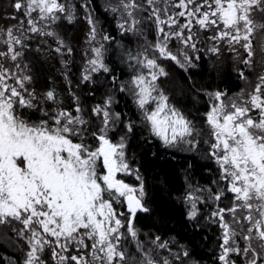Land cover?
Here are the masks:
<instances>
[{"label":"snow or ice","instance_id":"snow-or-ice-1","mask_svg":"<svg viewBox=\"0 0 264 264\" xmlns=\"http://www.w3.org/2000/svg\"><path fill=\"white\" fill-rule=\"evenodd\" d=\"M11 6L17 13L22 11L24 19L10 16L18 19V24L0 28V42L7 46L6 51H0V225L11 226L27 240L24 264H171L166 258L137 260L126 246L125 233L136 241L137 251H143L133 220L138 211L147 208L142 202L143 183L136 188L118 178L120 173L131 175L132 170L125 159L124 137L115 143L108 135L119 120V114L107 110L110 101L92 109L94 115L102 116V125L94 128L79 114L61 109L49 112L41 107L34 90L26 86L31 77L5 66L11 60L19 70L17 61L22 53L15 46H24L25 31L54 35L43 33L38 24L55 22L60 18L57 14L65 13L68 7L61 0H13ZM110 7L113 12H121L123 22L119 27L132 32L140 31L137 26L141 19L136 14L147 12L145 19L155 25L158 34L152 47L160 57L178 64L181 62L169 43L174 39L196 50L201 30L212 31V41H227L230 47L240 45L247 53L241 62L249 67L256 36L264 60V0H144V4L118 0ZM86 19L95 39L91 15ZM25 21L30 26L26 30ZM102 47L93 49L96 58L89 61L92 71H108L101 59ZM209 50L216 53L219 48ZM182 55L190 64L187 53ZM135 59L143 67L158 69L149 73L150 80L139 74L131 81L132 93L152 133L166 146L187 143L195 147L188 139L194 131L191 122L169 106L162 92L152 95L157 91L154 81L167 73L156 58ZM240 77L247 79L243 72ZM257 80L251 91L242 90L236 97L225 99L226 94L220 91L209 94L213 103L206 113V123L211 139L205 142L209 143L210 158L218 165L219 179L213 181L218 190L194 188L186 196L191 204L190 218H195L197 203L202 199L221 201L231 194L230 207L212 212L222 230L221 264H236L233 254L243 256L244 264H258V260L264 264V74ZM44 99L55 101L54 92L48 91ZM150 102L155 103L151 110L146 108ZM28 111H39L43 118L32 120ZM75 112H81L78 105ZM127 131H132L131 125ZM136 179H141L139 174ZM117 205L125 211H118ZM238 237L245 246H240ZM159 239L156 237V241ZM158 247L167 245L160 243ZM175 259L179 260V255Z\"/></svg>","mask_w":264,"mask_h":264},{"label":"trees","instance_id":"trees-1","mask_svg":"<svg viewBox=\"0 0 264 264\" xmlns=\"http://www.w3.org/2000/svg\"><path fill=\"white\" fill-rule=\"evenodd\" d=\"M61 1L66 2L68 11L59 14L60 18L55 22H49L48 31L54 35L25 31L24 46H15L22 53L17 61L20 69H15L16 62L11 60L5 66L11 67L18 75L31 77L26 86L29 91L34 90L41 100V107L49 112L61 109L73 115L79 114L94 128L102 125V116L94 115L92 109L97 105L104 107L106 101L113 100V112L119 114V120L108 135L113 142H118L121 136L125 138L128 158L143 183L142 202L147 208V211H138L133 220L137 239L144 246L142 252L137 251L136 241L125 233L130 254L135 253L137 260L140 257L157 261L166 258L171 264H221L218 257L221 254L222 230L212 212L218 207H230L233 202L231 194L221 201L202 199L197 203L195 218H190L191 204L186 196L194 188L218 190L213 183L219 179L218 165L214 158H210L209 143L205 142L211 139L206 123V113L213 103L209 94L220 91L226 94V99L236 97L246 88L247 82L250 85L258 82L257 77L264 74V60L261 57V66L252 70L254 57L250 67L243 64L241 61L247 53L240 45L230 47L227 41H212L209 37L214 33L201 30L198 32L196 50L190 48L187 51L190 64L179 53L176 40L170 42L172 53L184 65L181 67V64L161 58L152 51L158 34L155 25L145 19L147 12L136 14L141 19V24L137 26L140 31L132 32L119 27L123 22L121 12H113L110 7L116 5L118 0L114 4L104 0ZM138 2L144 4V0ZM12 3L13 0H0L2 29L18 24V19H9L10 16L24 19L23 12L17 13ZM144 6L148 7L146 4ZM88 15H91L96 28L98 47L103 45L101 58L108 71H92V66H86L89 52L86 39L91 29L86 19ZM28 27L25 21L24 29ZM38 27L41 28V25L38 24ZM105 36L109 39L105 40ZM213 46L218 47L219 51L211 52L209 49ZM6 49L7 46L0 42V51ZM135 57L140 60L156 58L159 67L167 73L156 80L158 92L167 96L169 106L191 122L194 131L189 139L193 140L195 147L190 145L189 150L169 148L143 122L134 99L128 95L127 84L136 75L147 77L152 71L158 72V69L143 67ZM240 72L247 79H242ZM85 75L89 79L85 80ZM48 91L54 92L55 101L44 99ZM77 105L81 108L80 113L75 112ZM27 115L37 121L43 118L39 111H28ZM129 125L131 132L127 131ZM127 181L137 183L129 178ZM116 207L118 211H125L119 205ZM14 226L22 227L19 224ZM156 237L160 239L156 241ZM237 240L241 247L245 246V241L239 237ZM160 243L167 247H158ZM27 251L25 238L18 236L11 226L0 225V264H24ZM184 252L188 255L184 256ZM177 255L179 260L175 259ZM232 259L236 264H244L245 258L233 254ZM49 264L53 262L49 261Z\"/></svg>","mask_w":264,"mask_h":264},{"label":"rangeland","instance_id":"rangeland-1","mask_svg":"<svg viewBox=\"0 0 264 264\" xmlns=\"http://www.w3.org/2000/svg\"><path fill=\"white\" fill-rule=\"evenodd\" d=\"M104 1H107V2H110L111 4H114L117 0H104ZM62 2V1H61ZM63 3H66V2H63ZM177 11H179L178 9H177ZM59 14H61V13H58L57 15L59 16ZM33 15L35 16V13H33ZM50 22V21H49ZM49 22H41L40 23V25H41V28H43V29H45V31L46 32H50V31H48V27L50 26L49 25ZM50 23H52V22H50ZM91 27H92V25H90ZM126 27H128V25L126 24ZM257 41H258V37H256V36H254L253 37V44H254V46H255V54H254V58H253V62H254V66H251L252 67V70L253 69H255L256 68V66H261V64H260V59H261V54H260V52H259V49H258V47H257ZM175 43L177 44V46L179 47V53H187V51H190V48H185V46L183 45V44H181V43H179L178 41H175ZM170 44V43H169ZM172 44V43H171ZM86 46L88 47V49H89V52L87 53V55H86V57H87V65L86 66H92L90 63H89V61L91 60V59H95L96 58V55H95V52L93 51V49L94 48H97L98 47V40L96 39V34H95V39H92V37H91V34H90V31H89V33H88V38L86 39ZM177 49V48H176ZM171 50V49H170ZM152 51L153 52H156V53H158L154 48L152 49ZM178 51V50H177ZM174 53V52H173ZM159 54V53H158ZM161 58H163V57H161ZM102 59V58H101ZM258 61H259V63H258ZM263 64V63H262ZM147 78L150 80L151 79V76L149 75V76H147ZM256 83V82H255ZM154 84H155V86H156V81H154ZM128 86H127V92H128V95L131 97V98H133L134 99V102H135V104H136V107H137V110H138V112H139V114L141 115V118H142V120H143V122L147 125V126H149V128H150V130H151V126H150V124L147 122V121H145L144 120V110L143 109H141L140 107H139V105H138V102H137V97H135L134 95H133V93H132V88H131V82H129L128 84H127ZM254 86V84L252 85H250V83L249 82H247L246 83V88L243 90L244 92H249V91H251V89H252V87ZM156 89H157V91L156 92H153V96H157V94L159 93L158 92V88H157V86H156ZM241 94V93H240ZM240 94H237L236 96H238V95H240ZM226 99V98H225ZM112 106H113V100L108 104V108H107V110L110 112V114H113V115H115L114 114V112H113V108H112ZM155 107V103L154 102H150L148 105H146V108H148L149 110H151V109H153ZM118 121H116V123H117ZM115 123V124H116ZM115 127V126H114ZM114 127L111 129V130H113L114 129ZM152 132V131H151ZM122 137V136H121ZM159 138V137H158ZM160 139V138H159ZM189 139V138H188ZM161 140V139H160ZM162 141V140H161ZM120 142V139H119V141L118 142H115V143H119ZM163 142V141H162ZM124 143H125V145H126V147H125V149H124V152H125V159H126V161L128 162V164H129V167H130V169L132 170V174L131 175H128V174H124V173H120V174H118V178L119 179H123L126 183H128V184H130L131 186H133V187H136V188H139L140 187V184H141V179L140 180H137L136 179V175L138 174V172H137V170L131 165V163H130V160H129V158H128V152H127V143H126V140H125V138H124ZM167 147H169V148H172V149H178V150H189L190 149V145L189 144H187V143H181V144H179V145H177V146H172V147H170V146H167ZM127 178H129V179H131V180H134L135 182H137L136 184H133V183H130V182H128L127 181ZM144 190V189H143ZM144 197V196H143Z\"/></svg>","mask_w":264,"mask_h":264}]
</instances>
